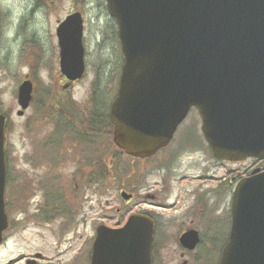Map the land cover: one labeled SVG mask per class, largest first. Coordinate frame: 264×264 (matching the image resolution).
<instances>
[{
    "label": "water",
    "instance_id": "95a60500",
    "mask_svg": "<svg viewBox=\"0 0 264 264\" xmlns=\"http://www.w3.org/2000/svg\"><path fill=\"white\" fill-rule=\"evenodd\" d=\"M116 20L124 62L109 117L113 139L127 155L145 158L168 145L195 107L214 156L225 161L264 157V0H106ZM61 72H85L83 17L76 11L57 28ZM33 85L18 89V115ZM0 112V243L5 212V127ZM125 200L132 194L121 192ZM231 227L219 264H264V171L235 185ZM152 219L131 214L120 227L99 224L90 264H152ZM193 249L197 232L182 236ZM39 256V254H37ZM33 262L28 261L27 264Z\"/></svg>",
    "mask_w": 264,
    "mask_h": 264
},
{
    "label": "rangeland",
    "instance_id": "374dc122",
    "mask_svg": "<svg viewBox=\"0 0 264 264\" xmlns=\"http://www.w3.org/2000/svg\"><path fill=\"white\" fill-rule=\"evenodd\" d=\"M72 10L81 11L84 18L86 69L79 83L69 90L64 88L60 75L56 29ZM116 29L105 0H0V109L9 116L5 146L7 192L10 195L9 207L13 209L12 218L16 220L15 231L10 233L9 248L0 250V264L11 258H18L12 264H26L25 259L36 253L42 255L37 264H89L97 225L115 226L124 223L131 213L161 210L153 208L149 200H144L146 193L158 191L157 188H144V185L161 180L163 171L157 169L159 160L152 161L153 171L144 177L140 172L141 162L125 155L117 157L111 139L100 135V144H89L82 136L77 143L73 135L65 137L64 133H58L57 128L61 125L54 122L51 113L60 104L59 99L67 98V95L69 102L64 101L62 105L72 112L90 110L93 104L96 105L94 93L102 91L105 93L98 94L97 100L107 105L113 85L117 86L123 63ZM26 75L34 82V103L24 115H18L17 90ZM48 93L49 99L45 100L43 96ZM55 112L70 119V111L64 107H57ZM188 125H197L198 129L201 125L194 109L183 123L185 129ZM95 147L106 151V162L113 164V172L108 174L107 181L101 183H90L85 176L73 180L75 168L81 165L79 158L89 159L91 155L87 151L91 152ZM182 158L192 164L204 158L205 164L210 166V173L217 176L244 172L253 163L247 160L222 165L211 152L206 161V155L194 149L184 152ZM116 166H120L122 173L115 170ZM192 170L181 164L176 174L199 172ZM15 173L31 174L37 180L50 179L48 176L55 175V181L50 180V188L45 191L32 186L33 190L35 188V205L28 196L29 203L23 201L14 188L17 183H14L12 174ZM54 183L64 199L60 203L66 206L64 215L54 210L57 207L51 204L58 189H54ZM75 183L79 185L77 189ZM179 188L180 183L175 180L173 195ZM122 190L134 193L135 198L126 202L120 196ZM213 246L219 248L221 245ZM158 247V258L164 263L179 264L183 261L174 241ZM210 248L211 245H202L198 252L207 259L212 254Z\"/></svg>",
    "mask_w": 264,
    "mask_h": 264
},
{
    "label": "flooded vegetation",
    "instance_id": "af4514ba",
    "mask_svg": "<svg viewBox=\"0 0 264 264\" xmlns=\"http://www.w3.org/2000/svg\"><path fill=\"white\" fill-rule=\"evenodd\" d=\"M60 75L63 77L62 80L64 81L63 85L65 89L71 90L72 87L80 81L78 79L69 80L62 75V73ZM28 78L30 77L28 76ZM31 80L33 81V79ZM34 91L35 89H33V98L30 106L34 103ZM68 99V95L67 98H60L59 103L62 104L64 101H68ZM109 106L110 102L108 99L107 117L109 116ZM56 108L52 109L51 112H54ZM65 116L68 118L67 115ZM69 120L78 122L76 115L71 113ZM79 121L81 122L80 119ZM194 127H196V129ZM66 129L67 130L60 131L59 133H64L65 137H69L68 134L73 135L75 138L83 136L89 144L97 142L100 137L99 134L105 135L111 140L113 138L112 126H107V129L99 131L87 125L72 124L67 125ZM79 141L80 140L77 139V143H79ZM191 149L201 151L202 154L206 155V161L209 159L211 149L201 132V127L198 129L197 125H188L185 129L183 125H180L167 146L161 148L154 156L140 160L142 164L140 172L144 177L152 173V161L154 160H159L160 166L157 167V169L163 171L160 181H154L152 184L144 185V188H151V190L153 188L158 189L155 193H146L144 200H149L153 208L161 209L155 212L145 210L154 222L152 264H166L163 260L158 258V246L165 245L170 241H174L179 246V252L183 258V261L179 264H219L221 248H214L212 254L208 256L207 259H204L200 255L198 248L202 245L224 246L227 243L231 226L230 196H232L236 182L242 177L250 175L254 169L264 170V158L249 157L244 161L252 160L253 163L246 167L244 172L225 173L223 176H217L210 173V166L209 164H205L204 158H201L200 162H195L194 164L189 160H183L182 154L186 151L191 152ZM92 155L93 153L91 152V156ZM216 160L221 162L222 165L230 163L228 161ZM79 162L81 165H78L80 166L79 168H75L73 180H77V178L80 179L83 176L89 179L90 176L97 177L98 170L97 167H94L96 162L95 158L89 160L79 158ZM181 164L186 166L188 170L193 169L199 172L184 173L181 176L179 174L177 175L176 169L180 167ZM12 176L15 180L14 183H17L14 184V188L22 196V200H26L27 203H29V200L26 198L28 196V198L32 200V203L37 205L35 201V188L33 190V185H36L35 187L38 191H45L47 188H50V179L40 178V180H37L34 179L31 174L22 175L20 173L12 174ZM48 177L52 178L51 176ZM175 180L180 183V188L176 190L177 194L173 195V183ZM210 181H214L215 184L212 185ZM7 183L8 179L6 181L5 194V210L7 213L8 226L3 232L0 250L9 248L10 233H14V223L16 225V220L12 218L13 209L9 207L8 204L10 195L7 192ZM187 186H189L190 189ZM75 187L77 189L79 185L75 183ZM171 196L174 197L171 199ZM133 198L135 197L133 196ZM118 225L120 224H117V226ZM193 231H196L198 235L197 246L194 249H188L181 245V239L183 235ZM37 254L39 253L34 254L31 258H26L25 262L31 261L33 262L32 264H37L38 260L42 257V255L36 257ZM15 260H18V258H11L8 262L3 264H12Z\"/></svg>",
    "mask_w": 264,
    "mask_h": 264
},
{
    "label": "trees",
    "instance_id": "16d2710c",
    "mask_svg": "<svg viewBox=\"0 0 264 264\" xmlns=\"http://www.w3.org/2000/svg\"><path fill=\"white\" fill-rule=\"evenodd\" d=\"M115 81H117V77L115 78ZM115 90H116V84L113 85L112 92L114 93ZM102 92H100V93H102ZM100 93H98V94H100ZM103 93H105V92H103ZM98 94L94 93V96L96 98V105L95 106L93 104V106H92V108L90 110H88L86 112H83V113L76 112L75 115L78 118V122L81 125H87V126H90V127H94L95 130L102 131V130L107 129V126H111V124H110V121L108 120L107 110L105 109L104 104H100L98 102V100H97ZM110 95H111V93H110ZM105 96H107V95L105 94ZM71 106L74 108L73 105H71ZM53 119H54V121H57L58 120L54 116H53ZM79 119L81 120V122L79 121ZM74 123H76L74 120H70V121H67L66 120V121H58L57 122V124H59V125H69V124H74ZM95 150H97L96 147H95ZM97 151H99V169L97 171L98 175H97V177L90 176V179H91L90 180V183H94L96 181H98L99 183H101L104 180L107 181L108 174H111L113 172V169L111 167L112 163L111 164L110 163L108 164L106 162V155H107L106 151L105 150H101V148L98 149ZM120 155L121 154L117 150L116 156L117 157H121ZM102 156H104V158H101ZM6 160H7V156H6ZM55 164H56V162L53 163V166ZM114 165H115V163H114ZM119 168H120V166H116L115 167V170L116 171H119V173H122V170L119 169ZM127 170L128 169H126L124 172L126 173ZM51 177L52 178H50V180L55 181V176L51 175ZM52 185H53L54 189H57L58 188L56 190L57 192H55V195L57 194L58 196L57 195L56 196L55 195L53 196L54 198L51 201V204H55V206L57 207V209H54V210L60 211V213L62 215H64V210L66 212V208H65L66 206L60 204V203H62L64 201V199H62V197H60V195L58 194L60 188L58 186L56 187V183H54Z\"/></svg>",
    "mask_w": 264,
    "mask_h": 264
}]
</instances>
